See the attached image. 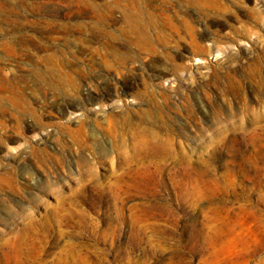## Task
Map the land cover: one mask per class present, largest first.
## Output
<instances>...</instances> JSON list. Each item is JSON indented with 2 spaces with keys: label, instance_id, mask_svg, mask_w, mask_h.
<instances>
[{
  "label": "rangeland",
  "instance_id": "374dc122",
  "mask_svg": "<svg viewBox=\"0 0 264 264\" xmlns=\"http://www.w3.org/2000/svg\"><path fill=\"white\" fill-rule=\"evenodd\" d=\"M0 5V96L43 116L0 112V264H264V0ZM49 54L76 95L40 98ZM152 90L164 112L145 122ZM143 127L167 147L139 160Z\"/></svg>",
  "mask_w": 264,
  "mask_h": 264
},
{
  "label": "bare ground",
  "instance_id": "6f19581e",
  "mask_svg": "<svg viewBox=\"0 0 264 264\" xmlns=\"http://www.w3.org/2000/svg\"><path fill=\"white\" fill-rule=\"evenodd\" d=\"M1 6V5H0ZM2 19V18H1ZM2 22H4V21H2ZM152 49V48H151ZM50 55V54H49ZM93 55V54H92ZM112 55V54H111ZM95 56V55H94ZM42 58V57H41ZM64 57H62V58H60V57H57V56H55V55H50V56H46V57H43L40 61V64L42 65V67H40V68H42L40 71H37L36 72V80H37V82H36V88L40 91V98L41 99H46L47 98V96H52V95H54V93H56L57 94V92H59L61 95H64V97H66L67 98V96H71V95H73V94H75V93H77V90L78 89H80L79 87V84H80V82H79V80L72 74V73H70L69 71H67L66 69H67V63L69 64V61L67 62V61H65L64 59H63ZM68 59V58H67ZM106 61V60H105ZM108 62V64H111V63H109V61H107ZM120 62V61H119ZM121 63V62H120ZM40 65V66H41ZM116 66V65H115ZM118 66V65H117ZM65 67H66V69H65ZM111 68H112V66H110ZM121 68V67H120ZM117 71V70H116ZM1 76L2 75H0V80H1ZM83 80V79H82ZM146 86V85H145ZM17 89V88H16ZM146 89H147V87H146ZM3 90V89H2ZM148 90V89H147ZM149 91V90H148ZM151 92H153V93H150L149 95H148V102H147V104H148V106H149V110H147L146 112H145V116L144 115H142L144 118H143V120L145 121V122H153L154 121V118L152 117L153 116V114L155 115V114H157V113H160V114H162L164 111H163V106H162V104H161V102L159 103L158 101L159 100H157V97L159 98V96H157V94L152 90ZM7 95H5V96H3V97H1L0 96V112L1 113H6L5 111L7 110V109H9L10 111H11V116L12 117H16V118H18V119H20L21 120V118L23 119V118H25V117H30L32 120H34V121H41L42 120V115L41 114H38L37 112H36V109H34V106L32 107L31 106V104L29 103V101H28V99L29 98H27V93L25 92H19L18 90H15V89H8L7 90ZM59 93H58V95H59ZM146 94H147V92H145ZM4 94V93H3ZM37 94V93H36ZM39 94V93H38ZM2 95V94H1ZM76 95V94H75ZM28 96H30V95H28ZM60 96V95H59ZM141 96V95H140ZM35 97V96H34ZM60 97H62V96H60ZM147 97V96H146ZM164 97V99L165 100H167V97L164 95L163 96ZM39 98V99H40ZM51 98V97H50ZM69 98V97H68ZM36 99H38L37 97H36ZM48 99V98H47ZM65 99V98H64ZM70 99V98H69ZM72 99V98H71ZM35 100V99H34ZM170 100V99H169ZM36 101V100H35ZM42 101H44V100H42ZM46 101V100H45ZM50 101V100H49ZM31 102V101H30ZM38 102V101H37ZM56 102H58V101H56ZM43 103V102H42ZM53 103V102H52ZM88 103V102H87ZM37 104V103H36ZM41 104V103H40ZM45 104V103H44ZM51 104V103H50ZM49 104V105H50ZM91 104V103H90ZM146 104V105H147ZM38 105V104H37ZM165 105V104H164ZM39 107V106H38ZM47 107V106H46ZM165 107V106H164ZM41 108V107H40ZM47 111V110H46ZM130 111V110H129ZM43 112V111H42ZM124 112H125V110H124ZM129 113V112H128ZM137 113V112H136ZM139 113V112H138ZM42 114H45L44 112L42 113ZM119 114V113H118ZM121 114H123V113H121ZM125 114V113H124ZM141 114V113H140ZM1 115V114H0ZM135 115V114H134ZM158 115V114H157ZM5 116V115H4ZM128 115H127V113L125 114V117H127ZM6 117V116H5ZM8 117V116H7ZM80 117H83V116H80ZM136 117V116H135ZM160 117H161V115H160ZM163 117V116H162ZM13 118V119H14ZM109 118H110V116H109ZM27 119V118H26ZM118 119V118H117ZM157 119V118H156ZM160 119V118H159ZM77 120V119H76ZM124 120H125V118H124ZM163 120V119H162ZM15 121V120H14ZM16 121H17V119H16ZM19 121V120H18ZM22 121V120H21ZM25 121V120H24ZM79 121V120H78ZM83 121H85V120H80L79 121V127L77 128V130H76V132H75V137H76V140H74V141H76V143H77V145L78 146H84L86 143H84V140H85V138H86V135H88L87 134V127H86V122H83ZM33 122V121H32ZM38 122V123H39ZM19 123V122H18ZM17 123V124H18ZM45 123V122H44ZM47 123V122H46ZM110 124L108 125V128H107V133H108V135H110L111 137H117L116 139H118V137L119 136H122V135H125L124 134V132L126 131V130H124L123 128H121L120 127V122L119 121H117L116 119H112V120H110V122H109ZM129 122L126 120V124H128ZM37 124V123H36ZM35 124V126L37 127V125H39V124H37L36 125ZM123 125H124V123H122ZM129 125H132V124H129ZM128 125V126H129ZM19 126V125H18ZM42 126H44L43 124H42ZM67 126V125H66ZM62 127V126H61ZM137 127V126H136ZM43 128V127H42ZM59 128V127H58ZM134 128V127H133ZM141 127H139V129H140ZM144 129H145V127H143ZM142 128V129H143ZM44 129V128H43ZM135 129V128H134ZM62 130V129H61ZM129 130V129H128ZM146 131H147V129H145ZM140 131H142V130H140ZM140 133V132H139ZM146 133H148V134H146V135H144L143 134V136H141V137H143V138H141V137H136V136H134L133 135V137L132 136H130V137H132V143L130 142V145L132 146V148H133V150L132 151H135V153L137 152V151H139V152H143V151H140V150H134V149H137L140 145H141V148H143V147H147V149L138 157V159L139 160H144V159H148V157H151L154 153H156V152H161L164 148V146L165 147H167L166 145H164V144H162L161 143V141L159 142V140H158V136L157 135H155V133H151L150 131H147ZM132 134H134V132H132ZM139 135V134H138ZM137 135V136H138ZM88 137V136H87ZM125 137V136H124ZM165 137V136H164ZM74 138V137H73ZM78 138V139H77ZM113 138V139H114ZM75 139V138H74ZM89 139V138H88ZM87 139V140H88ZM95 139H97V138H95ZM112 139V138H111ZM120 139H123V138H120ZM157 139V140H156ZM73 141V140H72ZM71 141V142H72ZM103 141V140H102ZM119 141V140H118ZM123 141V140H122ZM120 142V141H119ZM170 142V141H169ZM75 143V144H76ZM91 143V142H90ZM115 143V145H116V143L117 142H114ZM166 143V142H165ZM74 144V143H73ZM112 144H113V142H112ZM119 144V143H118ZM121 144V143H120ZM87 145V144H86ZM104 145V144H103ZM69 146V145H68ZM73 146V145H72ZM71 146V147H72ZM90 146V145H89ZM92 147V146H91ZM116 147V146H115ZM90 148V147H89ZM114 148V147H113ZM81 148H79V150H80ZM104 149V148H103ZM107 149V148H106ZM114 149H116L117 151H119V152H123L124 153V151H125V149H123V145L121 146V148L119 149V148H114ZM139 149V148H138ZM145 149V148H144ZM167 149V148H166ZM82 150H83V148H82ZM124 150V151H123ZM131 150V149H130ZM168 150V149H167ZM84 151V150H83ZM101 151V150H100ZM127 151H128V149H127ZM169 152H171L170 150H168ZM126 152V151H125ZM138 152V153H139ZM109 152L107 151L106 153H104V154H108ZM117 153V152H116ZM173 153V152H172ZM81 155H84V154H82V153H80ZM94 154V153H93ZM92 154V155H93ZM125 154V153H124ZM129 153H127V155H128ZM131 154H134V152L133 153H131ZM165 154V153H164ZM168 154H170V153H168ZM175 154V153H174ZM174 154H173V156H174ZM103 155V154H102ZM126 155V154H125ZM139 155V154H138ZM110 156V155H109ZM120 156V155H119ZM129 156H130V154H129ZM166 156V155H165ZM171 156V155H170ZM107 157V156H106ZM117 157V156H116ZM160 157V156H159ZM164 157V156H163ZM162 157V158H163ZM167 157V156H166ZM175 157V156H174ZM43 158V157H42ZM118 158V157H117ZM123 158V157H122ZM121 158V159H122ZM125 158V157H124ZM123 158V159H124ZM171 158V157H170ZM46 159V158H45ZM120 159V160H121ZM153 159V158H152ZM165 159V158H164ZM167 159V158H166ZM178 159H180V158H178ZM80 164L82 165H85V167H86V169L89 171V172H91L92 170H93V162H91L88 158H86V157H84V156H80ZM139 160H138V162H139ZM47 161V160H46ZM118 161H119V159H118ZM126 161V160H125ZM43 162H45V161H43ZM121 162V161H120ZM144 162V161H143ZM123 163H125V162H123ZM135 163V162H134ZM160 163V162H159ZM129 164V163H128ZM127 164V165H128ZM142 164V163H141ZM82 165V166H83ZM113 165V164H112ZM111 165V166H112ZM131 165V164H130ZM137 165V164H136ZM138 165H139V163H138ZM143 165V164H142ZM161 165V164H160ZM176 165V164H175ZM120 166V165H119ZM129 166V165H128ZM127 166V169L130 167H128ZM132 166V165H131ZM153 166V165H152ZM80 167V166H79ZM84 167V166H83ZM137 167V166H136ZM140 167V166H139ZM147 167V166H146ZM138 168V167H137ZM156 168V167H155ZM154 168V169H155ZM180 169V168H179ZM126 170V169H125ZM128 170H130V169H128ZM140 170V169H139ZM141 170H145L144 169V167L141 169ZM176 170H178V169H176ZM175 170V171H176ZM123 172V171H122ZM126 172V171H125ZM131 172V171H130ZM141 172H143V171H141ZM120 173V172H119ZM127 173V172H126ZM133 173V172H132ZM136 173H138V172H136ZM135 173V174H136ZM145 173V172H144ZM92 174V173H91ZM175 174V173H174ZM114 175V174H113ZM127 175H128V173H127ZM177 175V174H176ZM92 177L94 176L93 174L91 175ZM119 176V175H118ZM126 176V175H125ZM125 176H123V177H125ZM140 176V175H139ZM146 176V175H145ZM90 177V176H89ZM114 177V176H113ZM128 177V176H127ZM131 177H133V176H131ZM131 177H129V178H131ZM134 177H137V175L136 176H134ZM141 177V176H140ZM143 177V176H142ZM125 185V184H124ZM130 185V184H129ZM112 187V186H111ZM115 195V194H114Z\"/></svg>",
  "mask_w": 264,
  "mask_h": 264
}]
</instances>
